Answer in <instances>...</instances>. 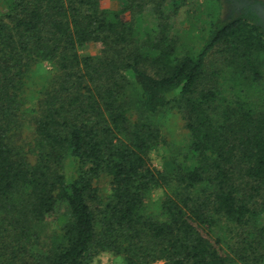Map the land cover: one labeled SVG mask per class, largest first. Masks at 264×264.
<instances>
[{
	"label": "trees",
	"instance_id": "obj_1",
	"mask_svg": "<svg viewBox=\"0 0 264 264\" xmlns=\"http://www.w3.org/2000/svg\"><path fill=\"white\" fill-rule=\"evenodd\" d=\"M102 1L0 0V264L104 251L124 264H264L259 1L223 17L214 0L202 44L183 50L177 0ZM92 42L99 54L82 55ZM214 50L222 68H208ZM44 61L53 75L29 90ZM166 110L186 143L160 168Z\"/></svg>",
	"mask_w": 264,
	"mask_h": 264
},
{
	"label": "rangeland",
	"instance_id": "obj_2",
	"mask_svg": "<svg viewBox=\"0 0 264 264\" xmlns=\"http://www.w3.org/2000/svg\"><path fill=\"white\" fill-rule=\"evenodd\" d=\"M173 1V0H167ZM178 8L173 15V27L172 32L176 34L180 49H185L188 46L199 47L202 44V36L208 29L209 22L213 19L211 12L215 9L214 0H177ZM229 1L220 0L222 5V15L227 16L229 13ZM102 7L105 8H118L120 1L118 0H103L101 2ZM149 22L152 20L150 15L145 16ZM101 44L92 42L86 47L80 50L82 55H97L100 52ZM208 68L213 67L222 68V63L219 55L215 53V50L210 52L207 57ZM54 73V66L49 61H44L38 64L33 72V77L29 84V90H35L44 84ZM259 87L264 88V80L259 83ZM232 91V90H231ZM230 91V92H231ZM229 92V90H228ZM32 103H30L31 105ZM169 110L159 113L156 117L162 133L165 137V143H160L155 147L151 153L153 165L160 168H167L173 164L176 156H179L181 150L186 143L184 137L186 136V129L184 122L180 118L179 114L173 110ZM28 134V130L24 135ZM162 195L160 190H156L152 194L153 199H157ZM56 216L47 218V222H54ZM48 226V225H47ZM47 228H50L48 226ZM90 264H124L123 257L121 255L114 254L110 251L101 252L98 256L94 257ZM153 264H164L163 261H157Z\"/></svg>",
	"mask_w": 264,
	"mask_h": 264
},
{
	"label": "flooded vegetation",
	"instance_id": "obj_3",
	"mask_svg": "<svg viewBox=\"0 0 264 264\" xmlns=\"http://www.w3.org/2000/svg\"><path fill=\"white\" fill-rule=\"evenodd\" d=\"M229 2V13H228V15H230L233 11H239V10H241L242 9V7L241 6H243V4H242V0H228ZM257 1H259V2H261V3H263L264 4V0H257ZM246 5V4H245ZM250 5H251V3H250Z\"/></svg>",
	"mask_w": 264,
	"mask_h": 264
},
{
	"label": "water",
	"instance_id": "obj_4",
	"mask_svg": "<svg viewBox=\"0 0 264 264\" xmlns=\"http://www.w3.org/2000/svg\"><path fill=\"white\" fill-rule=\"evenodd\" d=\"M244 1V2H243ZM248 2V0H242V4L245 5V3ZM252 8L256 11L258 16L264 20V4L261 2H256L252 5Z\"/></svg>",
	"mask_w": 264,
	"mask_h": 264
}]
</instances>
